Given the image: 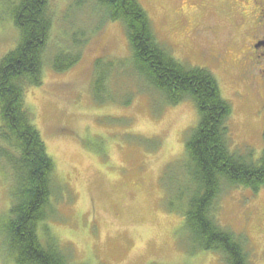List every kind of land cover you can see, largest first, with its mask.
<instances>
[{"label": "rangeland", "instance_id": "rangeland-1", "mask_svg": "<svg viewBox=\"0 0 264 264\" xmlns=\"http://www.w3.org/2000/svg\"><path fill=\"white\" fill-rule=\"evenodd\" d=\"M138 1L171 56L216 77L232 106L231 149L260 157L264 98L246 75L241 41L225 38L240 29L218 14L219 0ZM9 2L0 0V62L21 40ZM49 5L42 84L26 88L33 123L54 162L53 195L38 236L42 241L52 236L72 264H224L220 253L195 249L184 227L187 201L177 195L178 188L190 189L185 143L199 123L194 102L170 105L148 87L135 73L125 26L99 12L97 0H49ZM205 11L208 22L221 18V35L211 42L195 32ZM204 45L220 62L200 54ZM69 51L81 52L79 63L54 70L58 53ZM105 73L108 91L100 103L93 85ZM12 183L10 169L1 163L0 215L10 208ZM211 212L246 240L250 264H264V186L253 191L224 183ZM0 264H15L1 246Z\"/></svg>", "mask_w": 264, "mask_h": 264}, {"label": "trees", "instance_id": "trees-1", "mask_svg": "<svg viewBox=\"0 0 264 264\" xmlns=\"http://www.w3.org/2000/svg\"><path fill=\"white\" fill-rule=\"evenodd\" d=\"M9 1L21 40L0 62V164L10 169L13 180L10 208L0 215V246L15 264H72L52 236L46 234L45 241L38 236V224L47 219L53 195L54 162L26 104V88L42 84V50L52 24L49 0ZM97 1L99 12L125 26L135 73L148 87L170 105L189 98L197 107L199 123L185 143L184 172L190 189L177 192L179 200L187 201L184 227L195 249L220 253L224 264H250L246 240L221 226L211 210L224 183L253 191L264 186V149L257 159L252 150L231 149L232 106L222 97L216 77L207 68L189 66L171 56L138 0ZM74 53H58L52 61L54 70L76 66L81 52ZM107 76L93 85L96 97L101 94L100 103L106 102L102 95L108 91ZM109 80L114 76L110 79L109 74Z\"/></svg>", "mask_w": 264, "mask_h": 264}, {"label": "flooded vegetation", "instance_id": "flooded-vegetation-1", "mask_svg": "<svg viewBox=\"0 0 264 264\" xmlns=\"http://www.w3.org/2000/svg\"><path fill=\"white\" fill-rule=\"evenodd\" d=\"M219 2L222 7L218 14H223L221 17H227L225 19L228 24L231 20L233 26L240 29L236 33L231 31V35L225 38L231 42L241 41L246 75L251 86H255L257 94L264 98V0H219ZM208 12L210 13L205 11L200 16V25L195 32L197 37L205 36L211 42L214 37L221 35V18L216 17L217 20L208 22ZM200 54L209 56L212 61L215 59L220 62L221 57L211 54L206 45L202 46Z\"/></svg>", "mask_w": 264, "mask_h": 264}]
</instances>
